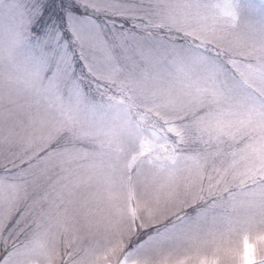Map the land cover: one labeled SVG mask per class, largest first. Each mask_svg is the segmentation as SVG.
<instances>
[{
	"label": "snow or ice",
	"instance_id": "snow-or-ice-1",
	"mask_svg": "<svg viewBox=\"0 0 264 264\" xmlns=\"http://www.w3.org/2000/svg\"><path fill=\"white\" fill-rule=\"evenodd\" d=\"M0 264H264V0H0Z\"/></svg>",
	"mask_w": 264,
	"mask_h": 264
}]
</instances>
